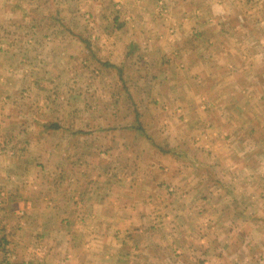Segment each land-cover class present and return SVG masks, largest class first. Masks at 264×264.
<instances>
[{"label":"rangeland","instance_id":"obj_1","mask_svg":"<svg viewBox=\"0 0 264 264\" xmlns=\"http://www.w3.org/2000/svg\"><path fill=\"white\" fill-rule=\"evenodd\" d=\"M174 1L178 0H12L15 13L0 17V25H5L0 28V264H69L70 256V264L76 258L105 264L99 254L86 258L108 245L85 240L100 231L99 225L83 224L74 217L71 223L63 220L80 196L81 204L88 207L108 196L112 186L127 193L128 183L136 182L134 199L160 194L167 200L169 192L162 187L158 192L154 183L171 185L164 179L165 164L158 160L175 152L183 159L187 155L223 166L221 173L211 169L206 177L203 172L205 182L196 166L182 164L184 173L175 183L184 185L190 168L186 176H192L191 184L182 189L190 194L181 191L174 203L189 204L193 220L218 218L216 206L202 208V196L206 193L210 198L206 203L218 202L213 196L223 185L239 187L237 193L244 195L236 200L246 203L248 216L264 213V129L259 126L264 125L260 76L264 67L252 68L253 94L231 93L223 66L208 78L214 83L216 78L224 79L221 91L213 87L208 93H173L168 77L181 73L176 66L170 70V29L182 21L171 16ZM245 29L250 35L255 32ZM262 35L255 34L256 45L263 43ZM240 55L244 54L219 56L229 61L240 60ZM242 74L237 80L247 83V75ZM221 102L224 111L218 114ZM234 106L241 108L240 114L231 112ZM235 125H258L250 135L254 145H245L246 155H259L255 161L242 156L244 147L222 141L232 132L237 135L229 128ZM237 150L241 156L234 161ZM224 169L234 170L232 177ZM200 187L203 191L195 192ZM220 202L221 208L234 206L231 195ZM199 204L204 213L198 212ZM177 214L183 219L182 212ZM231 231L221 242L217 238L210 242L207 264H225L234 254L237 245L230 247ZM192 241L198 246L197 236ZM241 244L240 252L264 256V249ZM187 255L180 256L182 264H189L188 260L198 264ZM163 260L159 264H170Z\"/></svg>","mask_w":264,"mask_h":264},{"label":"crops","instance_id":"obj_2","mask_svg":"<svg viewBox=\"0 0 264 264\" xmlns=\"http://www.w3.org/2000/svg\"><path fill=\"white\" fill-rule=\"evenodd\" d=\"M174 3L175 7L171 16L176 19H182V21L178 22V24L176 23L170 29V39L173 46V48L171 47L173 54L171 55V61H169L172 62V64L170 63V70L174 71L176 66L181 73L176 77L173 72L168 77V80L173 83L171 87L174 90L173 93H179V91H181L180 93H208L213 87L221 91L224 79L219 81L216 78V83H214L208 82V78L211 74H214L216 67L223 66L229 74L226 79L230 78L231 80V93L236 91V93L253 94L255 92V77L252 68L254 66L264 67V37L262 35L264 29V0H178L174 1ZM206 3L209 5H206ZM12 4H14L12 0H0V17H11L15 13V8ZM20 11L24 14L22 8H20ZM228 19L234 20L235 24H229ZM4 26L0 25V28H4ZM246 27L249 29L253 28L251 31L254 30L256 33L259 32L262 35L263 43L256 45V33L254 32L250 35L246 32ZM244 43L246 45H242ZM204 50L209 51L210 58H206ZM213 50L216 51V54ZM240 51L244 54L242 57L239 56V58L241 57L240 60L223 61L219 56L234 55V52L238 53ZM223 52L224 55H222ZM239 73L247 75V83L241 84L237 80ZM260 76L264 78V69L261 71ZM199 96L205 98L204 95L199 94ZM223 108L224 106H222L221 102V106L216 108L218 114L220 113L219 110L224 111ZM184 111L186 112V110ZM231 112L240 114L241 108L234 106ZM189 116L193 120L192 114ZM223 118L226 119L227 116ZM259 126L264 129V125ZM222 127L225 128V125ZM226 128L228 129V127ZM229 128L236 130L235 134L238 131L237 135L239 136H233L232 132L231 136L223 137L222 141H232L231 144L229 143L230 145L244 147L242 153L245 154V145L251 144V147L254 145V138L250 135L258 128V125H235V127L229 126ZM255 141L261 142L259 139H255ZM236 155L238 157L234 156V161L235 158L241 156V152ZM242 156L249 162L259 158V155L256 157H249L248 154ZM261 156L264 158V155ZM184 159L176 155L175 152L171 155H162L158 160L160 163L165 164L163 167L164 179L170 180L169 184L171 185L166 188L164 181L159 180L154 184L157 185L158 192L161 193L163 190L160 187L165 188L164 192H169L166 196L167 200H165L164 195L160 194L147 195L141 200L134 199L132 190L136 187V182L128 183L127 193H122L119 186H112V192L107 191L108 196L102 197L101 201L92 202L88 207L85 203L81 204L82 197H79V201L75 204L76 208L74 206L75 209L67 214L68 217L63 220V223H71V217L83 224L88 223L87 221L96 223L99 225L100 231L90 234V237L86 236L85 240H97L106 245L108 243L106 250H92L86 258L90 259L99 254L105 257V264H128L130 259L136 261L134 264H159L164 262L163 259H166L170 264H182L183 261L180 256L188 253L189 255L184 256L185 258L189 257L193 261L197 260L198 264H207L206 253L207 248L211 245L210 242L215 241V238H217L218 243L221 242L219 241L220 238L230 235V231L233 229L231 232H233L234 241L230 237L231 241L228 242L231 243L233 241L230 247L237 246L234 247V254H229L228 262L225 264H239V260L242 263L244 262V264H264V256L260 259V254L250 253L249 251L240 252L241 243H244V248L248 245L249 249L257 246L264 249V213L260 212L258 213L260 217H254L252 215L248 216L244 212L243 205L246 203L236 200L244 195L237 193V190H239L238 186L235 189L236 187L229 188L230 186L223 185L221 190L220 188L217 189L218 191L213 198L216 197L220 201L223 197L231 195L234 206H242L243 210L234 206L231 210L230 206L221 208L222 203H218L219 201L211 204L206 203L205 201L210 200V198H207L206 193L202 196V199L205 200L202 201V204H204L202 208L216 206L215 210L218 211V218L213 220L207 221L206 218L201 219L199 217L195 221L191 217L193 211L189 204L174 203L175 195L180 194L183 188H189L191 184L190 178L192 176H186L190 172L188 167L184 176L187 182L181 186L175 183V178L181 177V174L184 173L185 169H182V164L187 163L188 165L196 166L199 176L202 177L201 180H205V182H208L205 179L208 173L215 168L217 172L221 173L219 168L223 167L221 165L218 166V164L214 166L215 163L210 164V162L204 164V160L198 157L194 159L185 155ZM193 170L196 171L197 169ZM224 170L230 177L234 174V170L232 172L229 171L232 169ZM203 172L206 173V177L201 175ZM210 189L206 187V191ZM187 190L182 192L190 194V190ZM197 190L195 192L203 191L201 187ZM113 192L117 193L116 197ZM130 196L133 199L127 200ZM200 204V209L197 210L199 213H204L205 210H201ZM83 207L87 208L84 210ZM219 208L221 213H219ZM176 211H179L177 213L182 212L183 219L179 220L180 215ZM40 236H43V234ZM194 236H197L198 246L192 241ZM132 254L135 258H133ZM170 258H172V263L169 260ZM199 258H201L202 263ZM72 259L73 257L70 256L69 264ZM187 262L191 264L190 260ZM86 263V260L82 261L76 258L74 264Z\"/></svg>","mask_w":264,"mask_h":264},{"label":"trees","instance_id":"obj_3","mask_svg":"<svg viewBox=\"0 0 264 264\" xmlns=\"http://www.w3.org/2000/svg\"><path fill=\"white\" fill-rule=\"evenodd\" d=\"M50 127L56 129V128H58V125L57 124H51Z\"/></svg>","mask_w":264,"mask_h":264},{"label":"bare ground","instance_id":"obj_4","mask_svg":"<svg viewBox=\"0 0 264 264\" xmlns=\"http://www.w3.org/2000/svg\"><path fill=\"white\" fill-rule=\"evenodd\" d=\"M241 56V55H240ZM242 57V56H241ZM249 67V66H248Z\"/></svg>","mask_w":264,"mask_h":264}]
</instances>
